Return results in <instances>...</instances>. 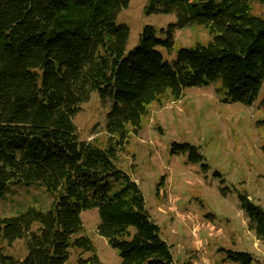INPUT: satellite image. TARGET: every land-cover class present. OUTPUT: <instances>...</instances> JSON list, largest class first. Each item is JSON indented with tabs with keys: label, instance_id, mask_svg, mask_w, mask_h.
<instances>
[{
	"label": "trees",
	"instance_id": "trees-1",
	"mask_svg": "<svg viewBox=\"0 0 264 264\" xmlns=\"http://www.w3.org/2000/svg\"><path fill=\"white\" fill-rule=\"evenodd\" d=\"M128 2L0 0V197L8 183L32 182L53 197L46 211L0 217V264H70L72 255L74 264H101L80 218L94 209L95 233L120 264H178L120 168L122 155L151 107L178 101L186 88L213 86L224 104L252 106L264 82V17L251 8L264 0H147L146 14H173L175 22L160 31L164 39L144 27L124 55L129 31L116 14ZM189 26L205 28L207 44L164 60L156 48L170 51L175 32ZM93 91L109 103L104 139L80 140L73 118ZM175 146L190 150V162L201 159L194 147ZM238 199L248 230L264 240V209L246 194ZM16 240L24 241L22 258L4 254Z\"/></svg>",
	"mask_w": 264,
	"mask_h": 264
},
{
	"label": "rangeland",
	"instance_id": "rangeland-1",
	"mask_svg": "<svg viewBox=\"0 0 264 264\" xmlns=\"http://www.w3.org/2000/svg\"><path fill=\"white\" fill-rule=\"evenodd\" d=\"M147 0H129L116 14V24L125 25L129 35L124 55L136 48L146 26L164 39L173 14H146ZM252 13L264 17V5L252 4ZM170 51L156 50L164 60H175L182 48L206 45L205 28L189 26L177 30ZM264 82L252 106L224 104L223 94L213 86L191 87L178 101L166 100L152 106L137 135L129 138L120 168L136 183L149 218L170 247L178 264H239L227 252L248 253L249 264H264V240L248 230L239 206V194H246L264 209ZM109 103L102 105L93 91L73 118L80 140L104 139L102 125ZM188 144L201 159L189 161ZM53 197L37 183L6 184L0 197V217H14L29 207L46 211ZM85 234L95 247L101 264H120L117 252L95 233L97 211L80 213ZM6 256L22 258L24 241L16 240L4 250ZM74 255L70 264H74ZM87 257V255L85 256Z\"/></svg>",
	"mask_w": 264,
	"mask_h": 264
}]
</instances>
